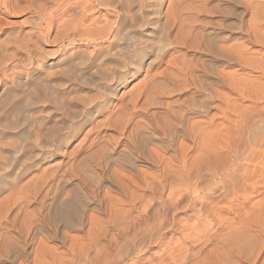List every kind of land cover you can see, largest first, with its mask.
Instances as JSON below:
<instances>
[{
  "label": "bare ground",
  "instance_id": "obj_1",
  "mask_svg": "<svg viewBox=\"0 0 264 264\" xmlns=\"http://www.w3.org/2000/svg\"><path fill=\"white\" fill-rule=\"evenodd\" d=\"M41 1L0 0V36L10 24L7 17L34 16L22 20L33 31L24 32L28 38L20 40L19 55L26 59L12 53L9 64L5 60L0 68L36 69L30 78L11 75L10 85L0 91V137L15 140L0 147L5 153L0 155L2 182L8 170L36 158L39 148L60 146L75 121L89 120L104 107L102 98L121 87L127 75L170 65L173 52L166 61L163 57L171 44L194 55L182 57L179 52V76L171 72V82L164 81L176 90H188L190 96L183 91L186 99L162 103L155 98L169 96L173 87H154L152 78L138 81L134 92L129 89L131 100L142 96L147 107L157 106L156 111L128 121L126 129L124 120V143L106 144L105 136L92 137L86 140L90 152H83V159L78 158L80 147L73 150L75 145V155L70 152L82 185L70 184V177L64 176L53 181L43 191L51 197L45 217L39 216L34 226L31 250L19 249L17 240L12 237L13 243L11 235L3 233V254L11 263L22 259L19 264H227L234 259L252 264L264 256V0H79L76 7L66 6L56 15ZM94 1L112 18L99 22ZM61 16L72 18H62V23ZM2 37L3 50L19 42ZM29 83L33 91L28 92ZM81 90L103 97L80 108L67 95ZM33 110L44 123L31 116ZM32 134L39 139L34 142ZM39 180L33 185L35 193L42 190ZM106 183L119 192L108 191ZM32 194L29 198L35 197ZM51 241L58 245L50 246Z\"/></svg>",
  "mask_w": 264,
  "mask_h": 264
},
{
  "label": "rangeland",
  "instance_id": "obj_2",
  "mask_svg": "<svg viewBox=\"0 0 264 264\" xmlns=\"http://www.w3.org/2000/svg\"><path fill=\"white\" fill-rule=\"evenodd\" d=\"M62 1V3H60ZM92 1V0H91ZM41 2H43L42 4H44V6H46V11L48 12V13H50L51 15H53V14H57L58 13V11L59 10H62V9H68V8H74V7H76L77 6V4H79L80 3V1L79 0H59V3H57V0L56 1H54V0H43V1H41ZM73 2H75V3H73ZM95 2V3H94ZM94 2H92L93 3V5L92 6H94V8L96 9L95 10V15H96V17H97V19H98V21L99 22H101V23H105V22H107L108 20H109V18L111 19L112 17V15H110V12L108 11V10H105V9H102V8H100L99 6H97V4H96V1H94ZM66 3V4H65ZM60 4V5H59ZM58 5V6H57ZM54 6H56L55 8H54ZM68 8H67V7ZM50 8V9H49ZM165 10V9H164ZM57 12V13H56ZM98 12H99V14H98ZM109 12V13H108ZM109 15H108V14ZM103 16H102V15ZM104 19H103V18ZM34 18V16H32L31 17V15H27V16H21V17H7L6 18V20L10 23L9 24V26L6 28L7 29V32H5L4 33V35L2 34V36H5V37H7V39L9 40L10 39V41L13 39V42L14 41H19V42H17V43H12V45H10V48L9 49H1L0 48V63H2V62H4L5 60L7 61L10 57H11V54L12 55H19V51H20V45H22V44H20V40L21 39H23V38H26L25 36V34H24V32H26V33H33V31H31V30H29V29H31V26H30V24L28 23V24H24V22L22 21V20H24V21H26V20H32ZM59 18V17H58ZM62 18H63V16H61L59 19H60V21L62 22V23H64L63 22V20L64 21H66V22H69L70 20V18H72V17H64L63 18V20H62ZM68 18V19H67ZM59 19H58V22L60 23V21H59ZM30 20V21H31ZM107 20V21H106ZM216 19L214 18L213 19V21H215ZM15 21V22H14ZM22 21V22H21ZM105 21V22H104ZM65 22V23H66ZM14 23V24H13ZM17 23V24H16ZM28 25V26H27ZM30 32H29V31ZM19 31V32H18ZM7 33V34H6ZM9 33V34H8ZM6 34V35H5ZM15 34V35H14ZM24 34V35H23ZM54 34H52V36H53ZM2 36H0V38L2 37ZM4 37H2L1 39H3ZM28 38V37H27ZM26 38V39H27ZM18 45H19V47H18ZM11 46H13V47H11ZM170 46H172L171 48L169 47V50L167 49V51H165L166 52V56L164 55V57H163V60H165L166 61V59H168L169 58V56L170 55H168L169 53H172L173 54V57H172V61H171V64L170 65H166V64H164V65H155V66H153V68L151 67V68H149L150 69V71H148L149 69L147 68H143L142 70H140V71H138V73H136L134 76H129V75H127L126 76V82H124L123 83V85L121 86V87H118L116 90H112V91H110V94H107V96L108 97H106V96H102V94H100L99 92H95V91H92L93 93H92V95L94 94V93H96V95L94 94L93 96L91 95V92L89 91V90H81V91H78V93L77 92H72L71 94H69V95H67L68 97H72V101H73V98H74V102H75V104L78 106V107H80V108H87L89 105H90V103H91V101L93 100V99H95V100H97L98 99V97L101 95V97H103L102 99H103V102H102V105L104 106V107H102L97 113H94V114H92V115H90L91 117L89 118V120L87 119H84V118H82V119H79V121H81V123L77 120V121H75L76 123L75 124H73V122H74V120L72 121V122H70L69 120V123H72L73 124V127L71 128V130L70 131H68L67 132V134L69 133H71L70 135H65V137H64V141L62 140V144H60V146H58V147H56V146H54V147H51V150L50 149H48L47 147H46V150L44 151V150H42V148H39V152L38 153H40L39 155H38V153H37V156H36V158H33V159H31V163L30 162H26L24 165H23V168H21L20 167V169L22 170V171H20V169H18V168H15L13 171L12 170H8V172H7V174H6V177L4 176V178L5 179H3V181L4 180H6V181H4V182H2V180H0L2 183H4L5 185H2L1 184V182H0V184L2 185H0V202H6V204L5 203H3L2 205L0 204V208H1V206L2 207H4V208H1L0 209V240L2 239V237H3V240H5L6 238H10L9 237V235H11V238H10V240H12V237L14 238V239H16L17 240V242L18 243H15L14 241H16V240H12V242L13 243H15L16 245H18V247H20L19 249H24L25 248V250L24 251H27V253L31 250V248L33 247V245H32V233H33V230L35 229V227H36V224L38 223L37 221H39V220H41V219H43L44 217L42 216V214L43 215H45L44 213V211H45V205H46V203H47V201L49 200V198L51 197L50 196V193H48V190H47V193H46V195H44V192L43 191H45L46 192V188L48 189L49 188V186L51 185V183L53 182V181H56L57 179L59 180L60 178H62L63 176V178H65V179H67V178H69L68 180H69V182H70V184H78V185H80V183H81V185H82V183H83V178L81 177V173L80 172H78V170L76 169V168H78L77 167V165L75 166L74 165V163H73V160H72V157H73V155H71V152H72V149H73V147L75 146V147H77L76 149H73L74 151H76V150H78V148H79V155H78V158H86L87 157V155H88V152H90V149L88 150L87 148H88V144L89 143H87V141L89 142V139H93L92 137H96V138H100V139H102V138H104V136L106 137V138H104V140H106L105 142H106V144H109L108 142H110V141H108V140H114V142H112V143H115V142H125L126 141V137H124V136H126V134L128 133L127 132V130H125L126 129V127H128V121L130 122V121H138V120H140L139 119V117L141 116H144V115H150V113L153 111H156V108H157V106L155 107L154 106V108L153 107H147L146 105H148V103H146L147 101L145 100V98L144 97H142V96H140L139 98H138V100L139 101H135V100H137V99H135V98H133L134 99V101H135V103H133L134 105H136V107L132 104V102H134V101H132L131 100V96H130V94H131V91L134 89L135 90V87L134 86H137L139 83H140V81H142L143 79H144V77H146L145 79L147 80V79H150V78H152V83H153V81L155 82L154 84H152V86H154L155 87V84L157 85H159L160 83L161 84H163V86H164V84H165V86L167 87V88H171V87H173V88H171L170 89V92L173 94H170L169 96L168 95H166V97H165V95H163L161 98L160 97H157V98H155V99H157L158 101H160V102H169V101H171L172 99H179V100H181V98H183L182 100H184V97H185V99H186V97L188 96H190V92L188 91V90H186V92L188 93H186L185 92V90H181V91H179V90H176L175 88H174V86H172V85H166L167 83L165 82L166 80H172V77H171V75L169 74V73H175V75H177V76H179V73H180V71H179V67L177 66L178 65V60H180V58H181V54H182V57H191V55L193 56L194 54L193 53H191V52H189L188 50L186 51V49H183V48H176L175 46V44H171ZM17 47H18V49H17ZM39 47H40V45H39ZM42 48L41 49H43V50H46V51H55L56 50V47H43V46H41ZM175 47V48H174ZM52 48H53V50H52ZM17 49V50H16ZM55 49V50H54ZM11 51V52H9V51ZM16 50V51H15ZM4 51H6V52H4ZM33 51V50H32ZM31 51V52H32ZM31 52H30V54H28V55H30V57H32V58H36L37 56V53L36 52H33L32 54H31ZM181 54H180V53ZM187 52V53H186ZM4 53V54H3ZM15 53V54H14ZM178 53V54H177ZM3 54V55H2ZM6 54V55H5ZM9 54V55H8ZM171 54V55H172ZM175 54V55H174ZM58 54H56L55 56H57ZM184 55V56H183ZM186 55V56H185ZM20 56V57H19ZM18 56V58H21V59H26V55L24 54H20ZM22 56V57H21ZM168 56V57H167ZM177 56V57H176ZM1 57H3V59H1ZM175 57V58H174ZM8 58V59H7ZM165 58V59H164ZM176 59V60H175ZM3 60V61H2ZM177 62V63H175V61ZM165 61H164V63H165ZM8 62V61H7ZM175 63V64H174ZM7 64H9V62L7 63ZM166 65V66H165ZM164 66V67H163ZM169 66H171V67H169ZM173 66V67H172ZM175 67V68H174ZM179 68V69H177L176 70V68ZM168 68V69H167ZM170 68V69H169ZM171 68H173V69H175V70H173V71H171L172 69ZM5 70V71H4ZM36 69H33V68H31V69H27V68H21V69H11V68H9V67H7L6 69L4 68V69H2V68H0V91L2 90V89H4L6 86H9L10 85V82H11V78L12 77H14V76H22V77H26V78H30V76L33 74V73H35L36 71H35ZM52 69H50V70H48V71H50V72H53L54 70H52ZM146 70V71H145ZM162 70V71H161ZM3 71V72H2ZM177 72V74H176V72ZM6 72H8V73H6ZM33 72V73H32ZM148 72V73H147ZM152 72H153V74H152ZM162 72V73H161ZM164 72V73H163ZM167 72V73H166ZM22 73V74H21ZM158 73H160V74H158ZM7 74V75H6ZM9 74V75H8ZM146 74V75H145ZM151 74V75H150ZM157 76H156V75ZM167 74V75H166ZM11 75H12V77H11ZM159 75V76H158ZM163 75V76H162ZM149 76V77H148ZM154 76L156 77V78H154ZM159 77V78H158ZM162 77V78H161ZM171 77V78H170ZM161 78V79H160ZM10 79V80H9ZM142 79V80H141ZM154 79V80H153ZM160 80V81H159ZM165 80V81H164ZM168 80V81H169ZM171 80L169 81V82H171ZM138 81H139V83H138ZM163 82H165V83H163ZM136 83H138V84H136ZM8 84V85H7ZM136 84V85H135ZM156 86L157 88L160 86ZM29 87H32V86H30V83L27 85V87H26V89L27 88H29ZM163 87H162V85L159 87V89H162ZM129 89H132V90H129ZM28 90V92L29 91H33V87H32V89H27ZM27 90H26V92H25V99H24V102L26 103H28L29 101L28 100H30V95L28 94V92H27ZM134 90H133V92H134ZM174 91H176L175 93H174ZM178 91V92H177ZM187 94V96H186V94L184 93V92ZM86 92V93H85ZM112 92V93H111ZM128 92V93H127ZM130 92V93H129ZM180 92V93H179ZM78 94V96L77 95H75V94ZM124 93V94H123ZM72 94H74L73 96H71ZM88 94H89V96H88ZM129 95V97H128V95ZM29 95V96H28ZM82 95H83V97L85 96V95H87V96H85L86 97V99H85V97H84V99H83V97H82ZM113 95H115L114 97H112ZM122 95H124V96H122ZM182 95H184V96H182ZM76 96V97H75ZM94 96H96V97H94ZM98 96V97H97ZM173 96V97H172ZM67 97V99H69ZM80 98L82 101H84V102H86L87 104V106L86 105H82V101L79 99H75V98ZM179 97V98H178ZM90 98H92V99H90ZM100 98V97H99ZM128 98H129V100H131L132 102H130L129 100H128ZM89 99V100H88ZM107 101H106V100ZM146 101H144V100ZM170 99V100H169ZM76 100H77V102H76ZM131 103H127L128 101ZM168 100V101H167ZM80 101V102H79ZM89 101V102H88ZM79 102V103H78ZM82 102V103H81ZM105 102V103H104ZM162 102V103H163ZM26 103V104H27ZM127 103V104H126ZM146 103V104H145ZM78 104H80V105H78ZM83 104H85V103H83ZM116 104V105H115ZM121 104V105H120ZM127 106H126V105ZM101 105V106H102ZM109 105V106H108ZM113 105H114V107H113ZM130 105V106H129ZM131 106H133V108L135 109H133ZM145 106V107H144ZM109 107V108H108ZM113 107V108H112ZM117 107V108H116ZM121 107V108H120ZM127 107H129L128 108V111H129V109H130V114L127 112ZM142 107V108H141ZM144 107V108H143ZM131 108L133 109V111L131 110ZM136 108H137V110H136ZM108 109V110H107ZM115 109V110H114ZM122 109V110H121ZM124 109V110H123ZM139 109H140V111H139ZM110 110V111H109ZM112 110H114V111H112ZM126 110V111H125ZM147 110V111H146ZM146 111V112H145ZM32 113H30V114H32L31 116L33 117V118H37L38 119V121H39V123L40 124H42V122L44 123V119H42V118H40L42 115L40 114V113H37L36 112V110L34 111H31ZM103 112V113H102ZM114 112H115V114H114ZM136 112V113H135ZM145 112V113H144ZM149 112V113H148ZM37 113V114H36ZM124 113V114H123ZM141 113V114H140ZM212 113V112H211ZM33 114H34V116H33ZM99 114V115H98ZM114 114V116H112V115ZM117 114H118V116H117ZM120 114V115H119ZM122 114V115H121ZM132 114V115H131ZM40 115V116H39ZM95 115V116H94ZM111 115V116H110ZM115 115H116V118H115ZM131 115V116H130ZM55 117H56V115H54ZM97 116V117H96ZM108 116H110V117H108ZM123 116V117H122ZM126 116H127V118H126ZM65 117V115L64 116H62V118H64ZM66 117H68V115H66ZM93 117V118H92ZM108 119H107V118ZM111 117H113V119L111 118ZM119 117V120L117 119ZM120 117H121V119H120ZM131 117H132V119H131ZM140 117V118H141ZM11 118H15V115L14 116H12ZM92 118V120H90ZM110 118H111V121H110ZM126 118V119H125ZM104 119V120H103ZM106 119H107V121L108 122H106V123H104L105 121H106ZM115 119H116V122H115ZM128 119V120H127ZM76 120V119H75ZM87 122H86V121ZM113 120V121H112ZM117 120L120 122H117ZM124 120H125V122L127 123V126H126V124H125V129L124 128H122V127H124L123 125H124ZM89 121V122H88ZM104 121V122H103ZM82 122H83V124H82ZM95 122V123H94ZM110 122V123H109ZM113 122V123H112ZM38 123V124H39ZM78 123H80L79 125H78ZM90 123V124H89ZM93 123V124H92ZM99 124V125H96V124ZM77 124V125H76ZM102 124V125H101ZM105 126H104V125ZM106 124H110L111 126H107L106 127ZM123 124V125H122ZM82 125V126H81ZM93 125H95V127L93 126ZM122 125V127L120 128V126ZM76 126V127H75ZM93 126V129L91 128V127ZM102 126H103V128H102ZM75 127V128H74ZM78 127V128H77ZM111 127V128H110ZM115 127L117 128V129H115ZM73 128H74V130H73ZM80 128V129H79ZM75 129L77 130V131H75ZM91 129V130H90ZM118 129H123V131H120V130H118ZM86 130H88V131H86ZM74 131V132H73ZM96 131H98V132H96ZM120 132V134H119V132ZM86 132H87V134H86ZM90 132V133H89ZM93 132V133H92ZM95 132V133H94ZM121 132H123V133H121ZM84 133V134H83ZM89 133V134H88ZM99 134V135H98ZM34 135H36V136H34ZM92 135V136H91ZM32 136H34V137H32ZM32 136H31V139L33 138L34 139V142L36 141V138L37 139H39L37 136H38V134H32ZM86 136V137H85ZM98 136V137H97ZM103 136V137H102ZM108 136V137H107ZM122 136V137H121ZM88 137V138H87ZM112 138V139H109V138ZM115 137H116V139H115ZM2 138V139H1ZM6 138V139H5ZM12 137H0V147H2L1 145H3V142H5L6 144L8 143V142H10L9 140L11 139ZM83 138H85V139H83ZM114 138V139H113ZM124 138H125V140H124ZM82 139V140H81ZM117 139H119V140H121V141H115V140H117ZM13 138L11 139V141H12V143H13ZM87 140V141H86ZM15 141V140H14ZM82 141H85L87 144H85V142H82ZM108 141V142H107ZM77 143H78V145H77ZM82 143H83V145H82ZM111 143V142H110ZM5 145V144H4ZM10 145H11V143H10ZM62 145V146H61ZM6 146H8V144L6 145ZM67 146V147H66ZM87 146V147H86ZM60 147V148H59ZM74 147V148H75ZM86 147V148H85ZM3 148V147H2ZM1 148V149H2ZM7 148V147H6ZM5 148V146H4V149H6ZM58 148V149H57ZM85 148V149H84ZM47 149H48V151H47ZM57 149V150H56ZM1 152V154L0 155H2V157L4 156V154L5 153H3L2 152V150H0ZM41 151V152H40ZM43 151V152H42ZM51 151V152H50ZM61 151V152H60ZM71 151V152H70ZM81 151V152H80ZM53 152V153H52ZM66 152V153H65ZM68 152V153H67ZM83 152H86L87 153V155H85L86 153H83ZM58 153V154H57ZM72 153H74V155H75V153L76 152H72ZM41 155V156H40ZM43 155V156H42ZM83 155L84 156H86V157H83ZM40 156V157H39ZM49 156V157H48ZM72 156V157H71ZM82 156V157H81ZM2 157H0V158H2ZM39 157V158H38ZM69 158H71V159H69ZM33 160V161H32ZM71 161V162H70ZM56 162V163H55ZM60 164H59V163ZM72 163V164H71ZM90 163V165L92 164L93 165V163H91V161L89 162ZM27 164V165H26ZM66 165V166H65ZM67 165H69L70 167H72V168H74L73 170H72V168H69V166H68V168H67V171L66 170H63V169H66V167H67ZM60 166V167H59ZM59 168V169H58ZM143 168V167H142ZM70 169V170H69ZM76 169V170H75ZM144 169V168H143ZM45 170V171H44ZM61 171H62V173H61ZM73 171L76 173H73ZM79 171H81L80 170V168H79ZM13 172V173H12ZM64 172H66L65 174H64ZM105 172V171H104ZM17 173V174H16ZM43 173V174H42ZM68 173V174H67ZM71 173H73V175L71 174ZM12 174V175H11ZM60 174V175H59ZM77 174H80L79 176H80V178L78 177V175ZM107 173L105 172V174H104V176H107L106 175ZM9 175L11 176V177H9ZM41 175V176H40ZM55 175V176H54ZM67 175V176H66ZM43 176V177H42ZM53 178H52V177ZM76 176V177H75ZM14 177V178H13ZM57 177V178H56ZM6 178H8V179H6ZM37 178V179H36ZM43 178V179H42ZM47 178V179H46ZM52 178V179H51ZM72 178V179H71ZM77 178V179H76ZM40 179V180H39ZM8 180V181H7ZM12 180H13V182H12ZM37 180H39V183L41 182H43V184H41L42 185V190H39V192L38 193H35V187H33V185L34 186H37ZM46 180V181H45ZM51 180V181H50ZM79 180V181H78ZM50 182V183H49ZM73 182V183H72ZM107 182H110V181H107ZM34 183H36V184H34ZM39 185V184H38ZM44 186V187H43ZM103 187H105V188H107V189H110V190H108V191H110V192H114L115 193V191L118 193L119 191L117 190V188L115 187V185L113 184V183H111V184H109V183H106L105 184V186H103ZM2 188V189H1ZM104 188V189H105ZM2 190V191H1ZM34 190V191H33ZM67 191V190H66ZM29 192V193H28ZM22 193H24V195L22 194ZM33 193V194H32ZM36 195H35V194ZM44 195V197H43V195ZM26 194H29V195H26ZM31 194H32V196H35V197H32V198H29V197H31ZM49 194V195H48ZM48 195V196H47ZM217 195V194H216ZM261 195H259V197H260ZM15 197V198H14ZM17 197V198H16ZM22 197H23V199L24 200H22ZM47 197V198H46ZM49 197V198H48ZM258 197V196H257ZM256 197V199L254 200V201H256L257 199H260L259 197L257 198ZM261 197H263V196H261ZM13 199H15L14 200V202L12 201ZM17 199V200H16ZM30 200L29 202H28V200ZM43 201H42V200ZM46 199V200H45ZM28 202L27 204H26V201ZM33 200H34V202H33ZM15 203L16 205H14V207H13V203ZM20 202V203H19ZM25 202V203H24ZM43 202L45 203V204H43ZM19 203V204H18ZM30 203V204H29ZM40 203V204H39ZM10 205V206H8V205ZM25 204V205H24ZM4 205V206H3ZM41 205V206H40ZM5 206H6V210H5ZM9 207V208H8ZM13 207V208H12ZM19 207H20V209H19ZM24 207V208H23ZM38 208V209H37ZM27 209V210H26ZM41 209H43V210H41ZM17 210V211H16ZM23 210V211H22ZM10 211V212H9ZM38 211H40L39 213H38ZM9 212V213H8ZM26 212H28V213H26ZM32 212V213H31ZM15 213H16V216L17 217H15ZM27 214V215H26ZM39 216H40V219L39 220H37L38 218H39ZM14 217V218H13ZM34 217V218H33ZM4 219V220H3ZM36 219V220H35ZM36 222H35V221ZM8 221H10V222H8ZM14 221V222H13ZM12 222V223H11ZM26 224H25V223ZM35 222V223H34ZM12 224V225H11ZM27 224L28 225H30L31 227V229L29 228V226L28 227H26L27 226ZM4 225V226H3ZM7 225H8V227H7ZM24 225H26L25 227H24ZM11 226V227H10ZM22 226H23V228H22ZM35 226V227H34ZM33 228V229H32ZM8 229V230H7ZM26 229V230H25ZM30 229V231H28ZM4 230V231H3ZM21 230V231H20ZM3 231V232H2ZM110 233H113L114 231H112V230H110L109 231ZM3 233H4V235H8V237L6 236V238H5V236H2L3 235ZM172 233L173 232H170L169 234H168V237L170 236V235H172ZM28 234V235H27ZM75 234V233H74ZM176 236H178V234L176 235ZM27 238V239H26ZM3 240H1L0 241V243L3 241ZM31 240V241H30ZM30 241V242H29ZM4 242V241H3ZM3 242H2V244H0V245H3ZM58 245V243L57 242H53V241H51V243H50V246H52V247H56L57 245ZM24 248H23V247ZM0 262H1V264H6L7 263V261H8V259L10 260V261H8V262H10V263H7V264H19V260H20V263L21 262H23L22 261V259H15V261H14V263L12 262L11 263V259L9 258V257H7V256H5L4 254H3V248H2V246H0ZM245 253H247L248 252V249H246L245 248V251H244ZM5 256V257H7V258H5L3 255ZM3 257V258H2ZM28 258H29V256H28ZM4 259V260H3ZM234 259V258H233ZM231 260V259H230ZM236 260L237 259H234V260H231L232 262H230V263H227V264H234L235 262H236ZM256 261H254L252 264H264V256L262 255L261 257H258L257 259H255ZM5 261V262H4ZM12 261H13V259H12ZM32 262V260H28L27 261V263L26 264H30V263ZM32 264V263H31ZM235 264H251V263H248V262H245L243 259L241 260H237V262L235 263Z\"/></svg>",
  "mask_w": 264,
  "mask_h": 264
}]
</instances>
